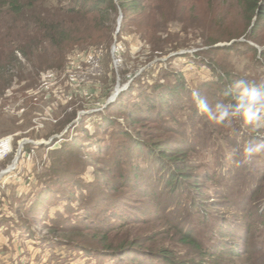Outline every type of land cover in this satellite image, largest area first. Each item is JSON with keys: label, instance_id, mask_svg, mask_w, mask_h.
Here are the masks:
<instances>
[{"label": "trees", "instance_id": "1", "mask_svg": "<svg viewBox=\"0 0 264 264\" xmlns=\"http://www.w3.org/2000/svg\"><path fill=\"white\" fill-rule=\"evenodd\" d=\"M190 8L191 0H0V85L4 92L14 83L20 86L21 92L32 89L36 85L39 72L64 70L69 55L89 46H98L109 60L115 37L130 27L135 28L142 45L137 55L142 54L144 67L149 68H146L147 71L144 68L140 73L130 72V69L123 70L122 76L130 73L128 87L102 113L94 114L95 118L102 121L98 128L112 129L108 135L116 141L98 140L93 144L94 149L88 150L91 146H87L85 142L92 139L88 136L89 131L83 127L77 128L85 121L83 118L79 120V125L74 124L68 129L79 130L82 132V138L64 136V142L58 148L55 147L58 140L51 141L50 147L53 148L49 157H55L51 169L52 177L50 185L41 191L49 193L53 187L61 189V199L52 196V201L55 203L63 199L61 204L66 205L63 212L65 214L57 211L50 215L51 220L47 219V209L52 207V204H45L46 200L40 196L42 193H38L25 211L31 220L23 219L24 222H20L22 227L50 221V225L42 227L51 234L78 235L88 230L92 234V240L100 237L105 242L108 240L109 231L116 229L117 225L122 228L124 225L146 222L144 217L148 209L136 210L135 207L130 208L127 203L132 202L133 197L143 200L149 198L155 210L149 218L156 217L158 213L166 220L180 243L187 249L185 261L171 250L142 248L144 239L141 238L121 240L115 248L108 245L100 252L82 246H75L76 249L88 252L91 257V253L108 257L115 264H221L223 261H229L228 264L237 263L235 261L241 257V252L233 249L235 244L230 242V239L236 235L244 238L246 246L250 232L244 228L239 231L236 229L238 226L232 228L229 224L224 225L223 218H215L214 214L209 213L202 205H195V202H199L197 197L201 196L193 192H198L195 182L198 179L193 173L203 166L197 160L196 164L192 163L189 155L195 154L196 146L201 143L190 145L189 141L198 139L200 132H203L202 128L201 131L198 129L196 123L208 130L211 138L209 130L212 129L209 122L212 121H208L207 116L194 103L195 96L186 87L183 76L169 71L168 68L174 59L190 56L194 62L211 71L210 80H203L196 93L213 105L218 102H235V92L231 86L242 78L233 72L230 66L218 61V58L237 52L243 47L248 53L255 55V65L264 67V0H246L247 27L241 34H229L227 38L205 36L196 46L198 51L195 53L170 56L186 46L177 43L172 35H169L168 25L175 22H182L185 26L186 22L189 24ZM118 15L122 18L119 26ZM240 38L250 40L253 45L237 42ZM223 42L228 44L217 46ZM127 54L126 50L124 57L128 56ZM164 58L166 60L162 61ZM161 65L167 68L161 70L165 73L163 82L155 81L145 86V91L142 92L141 82L144 76L156 68L162 69ZM135 87L138 89L137 94L132 93ZM126 95V102H122ZM35 110L37 108L32 107L29 113ZM185 110L188 111V122L180 123L174 119L176 111ZM118 118L124 119V124L129 123L130 128L121 125ZM75 119L76 111L65 114L64 118L55 124V134L59 135ZM169 120L172 126L167 123ZM145 125L154 128L159 136L140 130ZM137 126L139 128L135 129ZM217 133L220 134V130ZM231 133L232 136H226V141H231L230 137L235 138L238 134L246 137L238 126L234 127ZM172 135H178V139H172ZM151 137L156 139L154 144L148 142L153 141L149 140ZM32 139L38 141L42 137L35 135ZM246 142L248 138H244V143ZM74 157L77 162L72 161ZM89 164L96 167L93 172L95 181L87 184L80 177L85 174ZM78 165L81 166L80 170H76ZM202 177L215 184L214 175L206 174L200 176L201 179ZM72 188L76 190L73 191ZM92 190L107 192L111 197L105 198L103 207L100 208V205L93 201ZM163 197H167L164 203ZM183 197L185 204H190L195 211L202 209V216L217 221L204 243L190 230L192 227H189V223L192 219L184 220L183 222H188L185 225L178 219L177 212H167L170 205L177 202V205L181 204ZM217 197L225 200L224 194L219 192L211 199H204L209 204L208 209H212L211 206H214V199H218ZM29 202L30 198L27 203ZM137 202L141 203V200ZM72 203L77 205L73 207ZM224 203L229 205L227 200ZM98 207L100 210H97ZM108 210L110 212L106 215ZM17 214H21V211L18 210ZM69 214L78 216L80 222L60 223L63 219L69 221ZM254 214L257 215L256 219H264L262 214ZM45 239L42 238L41 241L46 242ZM262 253L257 246H249L245 250V255L251 259L250 264H264ZM134 254L138 256L131 258Z\"/></svg>", "mask_w": 264, "mask_h": 264}, {"label": "rangeland", "instance_id": "2", "mask_svg": "<svg viewBox=\"0 0 264 264\" xmlns=\"http://www.w3.org/2000/svg\"><path fill=\"white\" fill-rule=\"evenodd\" d=\"M245 8L246 0H191L189 24L186 22L185 26L182 22H175L168 25L169 35H172L177 43L186 46L170 56L195 53L198 51L196 46L202 42L205 36L213 35L214 38H227L229 34H241L247 27ZM118 19L119 15L117 25ZM160 37L166 38V36ZM237 42L249 46L253 45L250 40L243 38L238 39ZM227 44L223 42L217 46ZM141 46L135 28L130 27L115 37L111 46V48L114 47V52L110 51L109 60L98 46H89L69 55L66 58L67 64L64 70L39 72L36 85L32 89L21 92L20 86L14 83L4 92L0 85V172L11 167L21 141L44 143L42 144L44 147L39 148L38 146L41 145L29 144V148L28 145H25L14 168L0 179V264H115L108 257L96 256L93 253H91L92 257L88 256V252L80 251L75 246L89 247L100 252L108 245L115 248L121 240L128 238L144 239L142 248L171 250L182 261L186 260L184 256L187 249L180 243L175 231L170 229L166 220L162 219L158 213L156 217L149 218L155 211L149 198L143 200L133 197L132 202H126L130 208L135 207L136 210L138 208L148 209L147 215L144 217V220L147 221L136 225H124L122 228L121 225H117L116 229L109 231L108 240L105 242L100 237L92 240V234L88 230V232L84 231L78 235L51 234L42 227L43 225H50V221H44V224L39 225H28L27 227H22L20 224V222H24L23 219L31 220L25 211L30 207V203L37 197L38 193H42L40 196L46 200L45 204L48 202L52 204V207L47 209L49 214L47 219L51 220L52 216L50 215H54V212L57 211L65 214L63 212L66 205L61 204L63 199L55 203L52 201V196L61 199V189L53 187L49 193L41 191L42 188L50 185V178L52 177L51 169L55 157L52 159L49 155L53 148L50 147L53 139L58 140L55 146L58 148L63 144L64 136L82 138V132L79 130L69 131L68 129L74 124V126L79 125V120L83 118L85 121L77 128L83 127L89 131L88 136L92 139L85 142L87 146H91L88 147V150L92 151L94 149L93 144H96L98 140L116 141L109 138L108 134L112 129L98 128L102 125V121L95 118L94 114L102 113L105 104L115 93L117 87L121 89L129 85L130 73L122 76L123 70L130 69V72L140 73L145 68L142 54L137 55ZM257 48L260 49V47ZM126 50L128 56L124 57ZM164 60L166 58L162 61ZM254 60L255 55L248 53L243 47L239 48L237 52L218 58V61L225 66H230L231 70L242 79L257 85H264V67L255 65ZM27 66L25 67L27 68ZM161 67L162 69L156 68L144 76L141 82L142 92L145 91V86H149L155 81L163 82L162 77L165 76V73L161 70L167 68L165 65H161ZM146 68L145 71L149 69ZM168 70L183 76L186 87L193 94L197 92V88L203 80H210L211 74L209 69L201 67L190 56L174 59ZM137 91L138 89L135 87L132 93L137 94ZM147 94L149 93L147 92ZM127 97L128 95L124 96L122 102H126ZM32 107L37 108V110L29 113ZM73 111H76V119L67 125L59 135L55 134V124L63 119L65 114ZM187 114V110L176 111L174 119L180 123L188 122ZM207 120L212 121L209 122L212 129L209 130L210 136L212 135L211 138L208 135V130L196 123L199 126L198 129L201 131L202 128L203 132H200L198 139L194 138L189 141L191 142L190 145L201 143V145L196 146V153L189 155L192 163L196 164L197 160L203 166L193 173L198 179L195 181L198 192H193L201 196L197 197L199 202H195V205H202L209 213L214 214L215 218H223L224 225L229 224L232 228L238 226L237 230L247 229L250 232L248 234L250 239H247L246 246L244 245L246 243L244 238L236 237V235L230 239V242L235 244L233 249L241 252V257L235 261L236 264H250L251 259L245 255V250L249 246L259 247L264 254V219H256L257 215L254 214H262L264 217V152L247 158L243 154V147L247 143H244V138L253 142L264 139V127L256 129L247 124L242 117L232 118L223 123L214 122L209 118ZM118 121L121 125L124 124V119L118 118ZM167 123L172 126L171 120ZM123 126L127 129L130 128L129 123H125ZM237 126L241 131L243 130L246 137H241L238 134L235 138L230 137L231 141H226V136H232L231 131ZM137 128L139 127H135V129ZM140 130L159 136L150 125H145ZM218 130H220V134L217 133ZM94 133H96L95 136ZM35 135L41 136L42 139L33 140L32 137ZM171 138L178 139V135H172ZM149 140H153L148 141L149 144L156 142V139L152 137ZM26 147L27 149H25ZM83 157L85 156L83 155ZM72 161L77 162L75 157ZM87 166L85 174L80 178L88 184L95 181L93 172L96 167L93 164ZM80 169L81 166L78 165L76 170ZM206 174L214 175L215 184L207 182L206 178H200ZM75 190L73 189V191ZM92 191L93 201L96 205H100V208L103 207L104 199L111 197L104 191ZM218 192L224 194L229 205L224 203V199L217 197L218 199H214V206H211L212 209H208L209 204L204 199H211ZM29 198L30 202L27 203ZM166 198L163 197V203ZM137 200H141V203H138ZM180 202L181 204L178 205V202L170 205L167 212L172 214L177 212L178 219L185 225L188 222H183L184 220L192 219L189 223V227H192L190 230L201 242H206L210 229L215 227L217 221L202 216L200 213L202 209L195 211L194 207H190V204H185V197ZM72 204L73 207L77 205L76 203ZM18 210L21 211V214H17ZM97 210H100L99 207ZM109 212L108 210L105 214L108 215ZM69 215V221L63 219V221L60 220V223L71 224L76 222L77 224L80 222L78 216ZM57 220L59 222V218ZM252 235L253 238H251ZM42 238H46L48 241L45 239L46 242H43L41 241ZM100 242L104 243L100 244ZM135 256L138 255L134 254L131 258ZM127 262L129 261L127 260ZM228 262L223 261L221 264H228ZM145 264H153V262Z\"/></svg>", "mask_w": 264, "mask_h": 264}, {"label": "clouds", "instance_id": "3", "mask_svg": "<svg viewBox=\"0 0 264 264\" xmlns=\"http://www.w3.org/2000/svg\"><path fill=\"white\" fill-rule=\"evenodd\" d=\"M235 92V102L209 104L208 100L199 93H194L197 107L209 119L217 123L240 118L259 129L264 127V85H257L246 80H237L232 86ZM264 152V139L259 142L249 140L243 147V154L251 158Z\"/></svg>", "mask_w": 264, "mask_h": 264}, {"label": "water", "instance_id": "4", "mask_svg": "<svg viewBox=\"0 0 264 264\" xmlns=\"http://www.w3.org/2000/svg\"><path fill=\"white\" fill-rule=\"evenodd\" d=\"M121 19H122L121 16H119V19H118V26H119V24H120V22H121ZM118 30H119V27H117L116 33H118ZM111 52H114V47L111 48ZM127 87H128V85H126L124 88H121V89L117 87L116 90H115V93L110 97V99L108 100V102L105 104V108H106L108 105H110L111 103H113V102L116 100L117 96H118L122 91H124ZM28 144L42 145V144H44V143H38V144H37V143H34V142H32V141H27V140L21 141L20 144L18 145V150H17V152H16L15 159H14V161H13L11 167L8 168V169L5 170V171L0 172V179H1L4 175L8 174V173L10 172L11 169L14 168L15 164L17 163V161H18V159H19V156H20V153H21L22 148H23L25 145H28Z\"/></svg>", "mask_w": 264, "mask_h": 264}]
</instances>
